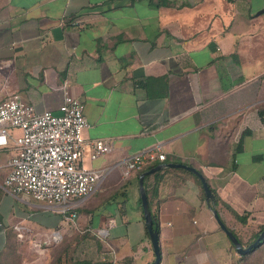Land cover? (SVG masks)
I'll use <instances>...</instances> for the list:
<instances>
[{
	"label": "crops",
	"instance_id": "obj_1",
	"mask_svg": "<svg viewBox=\"0 0 264 264\" xmlns=\"http://www.w3.org/2000/svg\"><path fill=\"white\" fill-rule=\"evenodd\" d=\"M262 8L264 0H0V103L17 93L59 112L68 90L85 104V138L114 142L96 159L86 148V167L111 171L66 212L11 191L16 150L0 147V264L154 261L140 169L123 174L127 159L150 151L200 169L216 196L208 200L193 174L166 170L153 204L159 264H264V242L238 252L213 211L246 243L264 226Z\"/></svg>",
	"mask_w": 264,
	"mask_h": 264
},
{
	"label": "built area",
	"instance_id": "obj_2",
	"mask_svg": "<svg viewBox=\"0 0 264 264\" xmlns=\"http://www.w3.org/2000/svg\"><path fill=\"white\" fill-rule=\"evenodd\" d=\"M90 126L85 104L68 90L59 112L38 111L19 94L8 95L0 103V147L12 141L16 152L5 178L7 187L59 205L64 212L72 199H85L94 193L104 171L86 167L84 153L89 146L91 157L96 159L110 152L114 142L110 137L86 139L84 131ZM15 129L19 132H13ZM157 158L165 159L166 155L153 151L135 154L124 163L123 174L128 176Z\"/></svg>",
	"mask_w": 264,
	"mask_h": 264
},
{
	"label": "water",
	"instance_id": "obj_3",
	"mask_svg": "<svg viewBox=\"0 0 264 264\" xmlns=\"http://www.w3.org/2000/svg\"><path fill=\"white\" fill-rule=\"evenodd\" d=\"M264 12V8H262L259 13ZM165 166H179V167H184L186 169H189L190 171L194 172L196 175H198L203 183V187L206 192L207 199L210 201H214L216 199L215 193L213 192L209 181L200 169L193 165H189L187 163L183 162H161L147 170L141 173L140 175V191H141V198H142V203L144 207V212H145V217H146V223L147 227L150 233L151 241L153 244V248L156 254L155 260L152 261L150 264H159L160 259H161V251H160V242H159V231L154 223V218L152 216V212L150 210L149 206V199H148V193L146 191L145 185H144V177L148 173H152L158 169H161ZM214 215L219 221L221 227L226 231L228 236L230 237L231 241L235 245L236 249L240 253H246L250 251L253 247H255L260 241L264 239V229L260 232L258 237L252 241L249 245L245 246L243 245L242 241L238 238V236L234 233V231L226 224V222L222 219L220 213L218 212L217 208H213ZM76 264H115V263H109V262H89V263H76Z\"/></svg>",
	"mask_w": 264,
	"mask_h": 264
},
{
	"label": "trees",
	"instance_id": "obj_4",
	"mask_svg": "<svg viewBox=\"0 0 264 264\" xmlns=\"http://www.w3.org/2000/svg\"><path fill=\"white\" fill-rule=\"evenodd\" d=\"M259 115H260L262 121H264V106L259 108ZM158 163H160V161H157V160L156 161H152L147 166L141 168L138 171L139 176L141 175L142 172H144L145 170L157 165ZM173 169H179V170H182L184 172L193 174L201 182V179H200L199 176H197L193 172L189 171L188 169L179 168V167H176V168H172V167H170V168H161V169H158V170H156V171H154L152 173L146 174L145 177H144V185H145L146 191L148 193L149 206H150V210L152 212L153 218L155 217V214L153 212V204L155 202V198H157V196L159 194L160 183L165 177L166 170H173ZM263 229H264V226L261 228V231ZM260 232L257 233L254 237H252L246 243V242L243 241L242 237L240 235H238L237 232L234 231V233L238 236V238L242 241L243 245H245V246L249 245L252 241H254L258 237ZM262 242H264V239L262 241H260L257 245L261 244ZM232 245L234 246L233 242H232ZM61 260H63V261H61ZM53 261H55L56 264H73L74 263L73 262L74 260L72 259V257L60 259V261L58 263V256L57 255L53 257Z\"/></svg>",
	"mask_w": 264,
	"mask_h": 264
},
{
	"label": "rangeland",
	"instance_id": "obj_5",
	"mask_svg": "<svg viewBox=\"0 0 264 264\" xmlns=\"http://www.w3.org/2000/svg\"><path fill=\"white\" fill-rule=\"evenodd\" d=\"M258 19H259V21L261 22V23H264V13H262L261 15H259L258 16ZM110 170V169H109ZM108 169L107 170H104V172H103V175H105L107 172L109 173L110 171H109ZM116 172H119V170H118V168H115L113 171H112V173H116ZM107 173V174H108ZM125 178H127L126 176H124ZM123 177V178H124ZM124 178V179H125ZM124 179H122L121 181V183H123V181H125ZM107 182H105L104 183V186H106L107 184H106ZM121 184H117V185H112V186H110L109 187V189L107 190V191H105V192H97L96 194H98L97 195V197H95L93 200H92V203H93V205L94 206H96V205H98V204H101L100 203V200H101V202L102 201H104L105 200V198H109L111 195H113V194H115V193H117L118 191H120L121 190ZM97 191V190H96ZM95 191V192H96ZM94 192V193H95Z\"/></svg>",
	"mask_w": 264,
	"mask_h": 264
}]
</instances>
